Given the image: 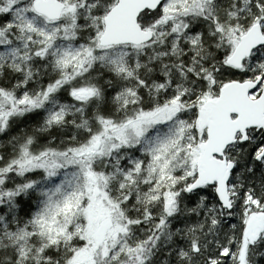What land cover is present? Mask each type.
Listing matches in <instances>:
<instances>
[{"label":"snow or ice","instance_id":"1","mask_svg":"<svg viewBox=\"0 0 264 264\" xmlns=\"http://www.w3.org/2000/svg\"><path fill=\"white\" fill-rule=\"evenodd\" d=\"M0 264H264V0H0Z\"/></svg>","mask_w":264,"mask_h":264}]
</instances>
